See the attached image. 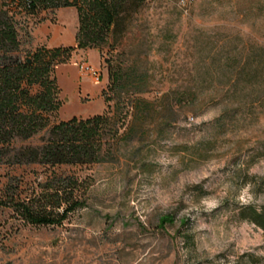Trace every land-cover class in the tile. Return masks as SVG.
<instances>
[{
    "label": "rangeland",
    "instance_id": "1",
    "mask_svg": "<svg viewBox=\"0 0 264 264\" xmlns=\"http://www.w3.org/2000/svg\"><path fill=\"white\" fill-rule=\"evenodd\" d=\"M186 1L148 0L125 32L56 67L54 122L122 103L129 113L113 160L76 168L87 205L62 225H23L0 206V264H264V231L239 215L264 209V100L237 94L254 86L239 61L245 42L264 43L263 0ZM77 12L64 14L67 31ZM47 18L20 31L23 57L48 46L37 35ZM82 61L101 82L81 74ZM35 172L45 174L0 164V196L11 176L33 183ZM165 213L174 221L161 228Z\"/></svg>",
    "mask_w": 264,
    "mask_h": 264
},
{
    "label": "trees",
    "instance_id": "2",
    "mask_svg": "<svg viewBox=\"0 0 264 264\" xmlns=\"http://www.w3.org/2000/svg\"><path fill=\"white\" fill-rule=\"evenodd\" d=\"M147 1L0 0V164L15 169L39 165L45 171L41 180L35 172L33 183L26 175L11 176L0 196V206L12 208L23 225H62L87 205L89 184L76 168L113 160L114 142L130 109L122 103L113 113L108 108L104 113L54 122L61 107L56 67L68 62L76 50L100 47L111 34L125 32ZM67 6L78 10L76 45L43 46L23 57L20 31L29 37L40 14L51 18ZM263 13L264 0L258 3L256 15ZM239 63V70L252 78L254 86L237 94L263 102L264 43L245 42ZM142 105L144 113L150 112L148 103ZM40 135L39 143L31 142ZM239 215L264 231V209L247 206ZM173 221V214H161L158 226Z\"/></svg>",
    "mask_w": 264,
    "mask_h": 264
},
{
    "label": "crops",
    "instance_id": "3",
    "mask_svg": "<svg viewBox=\"0 0 264 264\" xmlns=\"http://www.w3.org/2000/svg\"><path fill=\"white\" fill-rule=\"evenodd\" d=\"M74 11L76 13V7L67 6L58 8L54 14L55 19H46L40 24L37 30L38 37L46 44L48 47L57 46H69L76 44V34L79 26V15L78 21L76 23V28L72 31H67L64 26V14L68 11ZM84 76V75H83Z\"/></svg>",
    "mask_w": 264,
    "mask_h": 264
},
{
    "label": "built area",
    "instance_id": "4",
    "mask_svg": "<svg viewBox=\"0 0 264 264\" xmlns=\"http://www.w3.org/2000/svg\"><path fill=\"white\" fill-rule=\"evenodd\" d=\"M180 3L182 6H186L187 1L186 0H180ZM79 69L81 71L82 75H89L93 78L95 82H101L102 80V73L98 68H94L92 65H90L86 61H82L79 63Z\"/></svg>",
    "mask_w": 264,
    "mask_h": 264
}]
</instances>
